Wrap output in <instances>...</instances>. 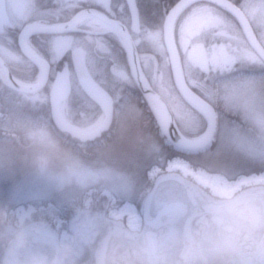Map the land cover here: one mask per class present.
Returning <instances> with one entry per match:
<instances>
[{
  "label": "flooded vegetation",
  "instance_id": "flooded-vegetation-1",
  "mask_svg": "<svg viewBox=\"0 0 264 264\" xmlns=\"http://www.w3.org/2000/svg\"><path fill=\"white\" fill-rule=\"evenodd\" d=\"M177 1L174 0L160 14L161 4L147 5L145 9L146 5L135 0L138 26H134L128 0H111L108 6L98 5L96 0H0V58L6 64L4 66L0 60V71H9L13 76L35 83L43 72L24 50L44 60L47 64V80L38 92L45 93L49 106L55 79L65 72L71 88L61 107L63 109L64 104L74 102L76 118H66L85 129L98 126L103 121L104 113L87 95L81 80L93 78L105 89L113 98L115 108L110 131L86 141L56 128L53 132L60 139L67 140L68 144L76 146V155L79 154L80 159L86 157L82 159L86 163L84 165L89 164L87 161L92 164L97 161L101 165L100 158H96L97 152L103 151V146L111 141L118 99L124 91L141 95L138 87L128 83L132 79L129 56L137 58L148 82L157 91L156 83H162L164 79V72L160 69L163 62L171 73L163 24L170 7ZM198 3L208 2L196 1L179 14L174 23V39L182 60L189 57L192 64L203 72L205 80L219 81L230 74V71H219L217 68H227L222 65L223 60L233 63L234 46L229 43V39L235 38V35L217 30L211 38L195 39L200 33L187 30V25L184 29L187 30V39H179L175 31L180 15ZM91 12L100 13L112 22L102 20ZM84 14L107 22L119 32L113 28L98 30L96 23L88 21L89 17L86 21H80ZM246 16L263 45L250 17L248 14ZM161 22L162 26L158 25ZM33 23H38L47 31L24 32L26 26ZM238 25L243 31L239 21ZM146 26L161 28L162 39L156 40V47L161 51L152 48L149 39L143 41L141 34L137 35ZM242 36L247 39L244 31ZM253 69L259 75H264V67ZM151 76L156 77V83ZM185 77L189 85L202 94L196 83L188 80L186 72ZM1 87L9 89L0 80ZM214 107L218 115L219 108ZM96 111L102 114L101 120L90 122L91 125L82 123L85 119L90 121ZM50 120L52 123L51 116ZM150 149L149 152H154ZM155 150L157 153L150 159L148 152L143 150L137 163V174L132 180L133 190L129 195L120 194L106 182L94 181L68 205L57 207L45 202V205L36 206L23 221L19 217L20 204H12L9 217L3 215V210L0 211V264H6L12 254L20 260L32 255L46 256L52 260L56 255L53 237L56 243L70 248L66 264H184L186 250L193 240L199 239L204 222L210 218L211 205L222 197L211 196L207 187L170 168V162L176 159L170 150L164 152L158 147ZM111 152L105 154L112 155ZM102 158L108 159L106 156ZM97 175L100 174L96 172ZM107 188L110 196L106 193ZM263 192L264 187L248 188L249 194ZM127 202L137 215L133 224L128 213L119 216ZM29 203H23V209H28ZM20 231H24L26 236L23 247L17 248L16 235ZM65 232L67 237L64 236Z\"/></svg>",
  "mask_w": 264,
  "mask_h": 264
},
{
  "label": "rangeland",
  "instance_id": "rangeland-1",
  "mask_svg": "<svg viewBox=\"0 0 264 264\" xmlns=\"http://www.w3.org/2000/svg\"><path fill=\"white\" fill-rule=\"evenodd\" d=\"M96 1L98 5L108 6L111 0ZM138 1L141 5L159 4V0ZM234 1L238 2L239 6L248 14L264 45V0ZM228 13L214 4L198 3L180 15L179 25L177 28L175 26V31L179 39H187V30L200 33L195 39L211 38L217 30H225L227 33L235 35V38L229 39V43L234 46L233 63L230 64L223 60L221 63L227 68L225 66L217 68L219 71H230V74L219 81L205 80L203 72L192 64L189 57L183 59L188 80L196 83L201 93L219 108L213 144L202 154L192 158V163L233 178L242 174L244 170L264 168V75H259L253 69L257 67L263 69L264 61L243 38V31L238 25L237 19ZM88 21L96 23L98 30H106L103 25H109L92 15L89 16ZM154 25H156L155 21ZM158 25L162 26V22ZM185 26H187V30H184ZM139 34L144 39L143 41L149 39L152 48L161 51L159 47H156V40L162 39L160 27L146 26L137 35ZM130 60L129 56L130 71L133 76L128 83L137 87ZM140 63L142 64L141 61ZM163 63L160 68L161 72H164L163 82L156 83V77L151 76V78L158 86V91L171 104L176 124L180 130L186 132V135L197 138L206 130L207 122L195 108L181 97L175 87L173 76L166 67L167 65H163ZM149 67L151 68L150 63ZM1 79L5 84L7 83L4 78L1 77ZM19 80L23 83H31ZM118 101L119 107L116 110L111 141L103 146L105 147L103 151L97 152L96 158H100L101 165L87 161L90 167L87 168L88 164L84 165L86 163L82 162V159L86 157L80 159L79 154L76 155V146L70 145L67 140L54 135L55 128L50 120V107L45 100L43 91L25 94L1 87L0 211L9 210L14 203L23 204L26 201H30L36 206L45 205V202L49 201L57 207L68 205L73 202L77 194H81L82 190L94 184V181L106 182L120 194H131L133 190L131 170L137 167L143 150L146 153V149H148V159H150L157 153L155 149L159 144L160 147L163 145L164 149L172 148L165 143L159 132H156L158 126L156 121L152 120V115L155 116L154 111L150 104L145 106L140 94L124 91ZM145 101L155 102L152 99ZM63 113L68 118H76L74 102L64 104ZM101 118L100 111H96L90 121L85 119L82 123L91 125L90 122H98ZM246 125H255L256 127L258 125L262 131L258 130V135L248 134L243 132ZM149 148L154 152H149ZM104 151L111 152L112 155H106ZM104 156L109 160H104L106 159L102 158ZM38 160L48 161L49 173H59L64 169L66 163L71 162L74 171L71 183L66 184L62 189L59 188L49 178V175L42 174ZM124 166H127L126 169ZM175 171L196 182L195 179L183 174L180 170L175 169ZM96 172L101 177L100 175L96 176ZM255 186L264 187V184L248 185L242 190L240 189L238 195L264 199V192L260 194L248 193V188ZM92 188L96 187L92 186ZM108 189L106 193L110 196ZM208 189L209 194L215 196L210 188ZM109 196L103 195L105 198ZM51 207L53 209V206ZM23 212L22 209L19 210V217ZM7 215L9 217L10 213L8 212Z\"/></svg>",
  "mask_w": 264,
  "mask_h": 264
},
{
  "label": "water",
  "instance_id": "water-1",
  "mask_svg": "<svg viewBox=\"0 0 264 264\" xmlns=\"http://www.w3.org/2000/svg\"><path fill=\"white\" fill-rule=\"evenodd\" d=\"M199 0H179L177 1L168 11L164 24V39L167 52L169 55V62L174 78V83L182 95V97L194 108H196L199 113L205 118L207 122L206 131L198 138H190L184 135L176 124L172 109L168 101L150 84L144 83L142 75L137 62L134 65V72L137 84L143 94L148 99L157 101L166 110L168 116L166 120V131H163L164 135L167 137L166 144L171 145L179 152L183 153H200L207 149L213 144L214 136L216 134L217 118L216 110L211 103L205 100L203 97L198 95L187 83L182 59L179 54V50L174 39L173 33V23L177 15L189 4ZM213 2L229 12H231L241 24L244 34L247 38L248 43L252 49L259 55V57L264 61V47L256 37L253 28L250 24L244 11L231 0H208ZM134 24L138 26V12L135 0H128ZM98 16L102 20L110 21L106 17L102 16L100 13L91 12ZM109 22V23H110ZM25 31L33 32H46L47 29L38 25V23H33L24 29ZM22 40V39H21ZM132 43V42H131ZM25 54L42 69V79L39 83L33 85L18 83L15 78L9 73L8 78L12 84V87L16 90L24 93H34L42 88L47 80V64L44 60L38 56L24 50ZM1 62L6 65L5 62L0 58ZM135 60V59H134ZM81 84L86 91V93L101 107L104 112L103 121L93 129L82 128L75 123L69 121L63 114L61 103L67 99L70 93V82L67 74H59L54 82V85L50 94V108H51V118L55 126L69 134L73 137H78L81 141L92 140L100 137L105 131L110 130L114 121V101L110 94L103 89L93 78H87L81 80ZM162 130L163 127L161 126Z\"/></svg>",
  "mask_w": 264,
  "mask_h": 264
},
{
  "label": "clouds",
  "instance_id": "clouds-1",
  "mask_svg": "<svg viewBox=\"0 0 264 264\" xmlns=\"http://www.w3.org/2000/svg\"><path fill=\"white\" fill-rule=\"evenodd\" d=\"M38 166L59 188L71 183V162L59 173H49L47 160H38ZM25 236L24 231L17 233V248L23 247ZM52 240L56 252L52 260L35 255L20 260L12 254L6 264H66L70 248ZM184 264H264V199L233 193L212 204L210 218L186 250Z\"/></svg>",
  "mask_w": 264,
  "mask_h": 264
},
{
  "label": "bare ground",
  "instance_id": "bare-ground-1",
  "mask_svg": "<svg viewBox=\"0 0 264 264\" xmlns=\"http://www.w3.org/2000/svg\"><path fill=\"white\" fill-rule=\"evenodd\" d=\"M88 17L89 15L84 14L80 17V21L86 20ZM103 26L104 28H108V29H112V28L116 29L119 32V29L113 26H109V25H103ZM132 63L134 67L133 59H132ZM6 75H7V72L0 71L1 77L6 78ZM142 79L144 83H146L143 75H142ZM150 105L155 115L157 116L159 122L161 123V126L163 127V131H166V120L168 118L166 114V110L157 101H155L154 103L150 102ZM169 165H170V168L178 169L183 174L187 176H191L199 184L210 188L213 194L220 196V197L230 196L233 193L235 194L243 186H247L251 184H264V171H262L261 173L252 172L253 174L251 173L250 175H241L239 178L235 180H229L225 175L218 173V172L216 173L210 172L206 170L204 167L199 166L197 168H193L192 166H190L187 160H184L182 158H176L172 160ZM21 209H22V212L24 211L23 213L20 214L21 220H23L29 216V214L33 210V207H29V209H27L26 211L23 208ZM127 213L129 215L130 223L133 224L134 220L137 219L136 218L137 215L135 213L133 206L129 202H127L123 206L122 211H120L119 216H121L122 214H127Z\"/></svg>",
  "mask_w": 264,
  "mask_h": 264
},
{
  "label": "trees",
  "instance_id": "trees-1",
  "mask_svg": "<svg viewBox=\"0 0 264 264\" xmlns=\"http://www.w3.org/2000/svg\"><path fill=\"white\" fill-rule=\"evenodd\" d=\"M173 1L174 0H159V4H161V6H160V14H163L164 13V11H165V9L167 8V7H169V5L170 4H172L173 3ZM238 1V0H237ZM145 9L147 8V4H146V6L144 7ZM152 119H153V121L155 122V119L152 117ZM257 127H258V129H257ZM257 127L254 125V126H247L246 125V127L243 129V132H246V133H248V134H255V135H258V130H259V132H261L262 130L260 129V127L257 125ZM159 130V129H158ZM247 134V135H248ZM263 136V135H262ZM162 147H164L163 145H162ZM136 148H138V147H136ZM162 150L164 151V152H167L168 150H170L171 151V153H177L176 151H174L173 149H169V148H162ZM196 155H194V154H192V155H189V158H191V160H192V158H194ZM97 161H95V163H96ZM100 165V164H99ZM126 167L127 166H124V168L126 169ZM87 168H90L89 167V164H88V167ZM264 170V168H257V169H248V170H244L242 173H251V172H259V171H263ZM137 167L136 168H134L133 170H131V177H132V180H133V177L134 176H136V174H137ZM133 187V186H132Z\"/></svg>",
  "mask_w": 264,
  "mask_h": 264
}]
</instances>
